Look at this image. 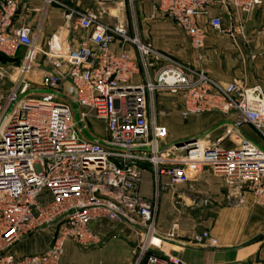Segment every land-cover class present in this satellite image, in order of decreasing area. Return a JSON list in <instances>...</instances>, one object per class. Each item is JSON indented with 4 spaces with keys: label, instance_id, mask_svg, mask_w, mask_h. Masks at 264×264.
Listing matches in <instances>:
<instances>
[{
    "label": "built area",
    "instance_id": "2783aa9c",
    "mask_svg": "<svg viewBox=\"0 0 264 264\" xmlns=\"http://www.w3.org/2000/svg\"><path fill=\"white\" fill-rule=\"evenodd\" d=\"M0 0V54L17 59L24 50L8 93L0 92V264H59L65 246L89 248L100 243L91 224L102 219L129 225L139 238L132 264H187L154 254L156 207L140 191L142 165L154 172V198L196 181L206 169L229 187V200L245 203L251 194L264 207V149L245 138L248 125L264 140V88L242 81L221 84L203 69L181 63L142 40L117 21L107 4L128 6L135 18L138 2H151L190 38L199 59L208 30L247 42V17L264 0H94L92 9L63 6L65 23L75 19L87 38L77 47L60 40L44 46L45 18L57 0ZM39 13L35 26L15 23L21 5ZM218 12L213 14V10ZM223 13L235 23L224 27ZM40 54L50 69L38 61ZM39 70V88L30 76ZM1 74V73H0ZM66 95L80 108L75 120ZM179 96L181 115L235 114L227 136L206 146L200 140L165 145L168 130L159 123V97ZM91 120L106 125L101 142L83 133ZM174 223L165 240H174ZM46 232L50 247L39 255H18L25 239ZM209 238L203 233L198 240Z\"/></svg>",
    "mask_w": 264,
    "mask_h": 264
},
{
    "label": "crops",
    "instance_id": "0c3cea01",
    "mask_svg": "<svg viewBox=\"0 0 264 264\" xmlns=\"http://www.w3.org/2000/svg\"><path fill=\"white\" fill-rule=\"evenodd\" d=\"M57 1L59 4L53 5L47 12L42 44L53 45L62 39L67 45L70 41L80 45L87 38V33L81 31L79 36H69L64 26L63 6L86 10L94 8L95 1ZM42 5V0H31L29 6L40 8ZM27 8V4L21 5L15 20L17 26L23 23L36 25L39 13L30 12L26 22L23 21ZM128 10L130 17L118 15V11H115L117 13L112 16V24L121 21L131 33H134L135 24L142 40L152 42L178 62L205 70L223 85L238 80L249 86L261 85L264 88V1L247 17V42L240 40L234 44L227 35L209 29L201 59L191 46L190 38L174 22L160 15L151 2H138L136 19ZM217 12L213 10V14ZM223 17L224 27L235 23L227 14L223 13ZM23 52L20 51L17 59L0 54L1 93H8L12 88L14 70L20 64ZM38 61L50 69L41 54ZM40 74L38 69L35 70L30 80L33 83L40 81ZM9 78L12 84L7 88ZM163 102L164 98L160 96L158 121L169 131L166 146L189 140H200L206 146L221 140L220 144L225 148L237 146L234 139L226 135L228 128L235 122V114L212 112L185 119L181 115L182 99L174 96V113L166 116V123H163L160 117L162 105L166 103ZM87 130V136L83 133L87 140L101 142L106 136V125L101 120H91ZM240 133L264 149V140L254 128L245 125ZM142 170L141 194L156 207L154 218L158 240L154 254L178 258L187 264H264V207L256 204L251 194L245 196L244 204L230 201V191L225 181L206 169L196 181L173 191L168 190L155 199L153 169L151 165L143 164ZM182 188H185L183 193L178 191ZM174 223L179 224L177 237L165 240ZM91 229L99 237L100 243L89 248L66 244L59 264H132L137 255L139 238L129 225L102 219L93 222ZM203 233H208L209 238L199 241ZM49 247L50 239L43 232L23 240L16 248V253L39 255Z\"/></svg>",
    "mask_w": 264,
    "mask_h": 264
},
{
    "label": "rangeland",
    "instance_id": "374dc122",
    "mask_svg": "<svg viewBox=\"0 0 264 264\" xmlns=\"http://www.w3.org/2000/svg\"><path fill=\"white\" fill-rule=\"evenodd\" d=\"M93 7H96L95 5L93 6ZM104 8H105V10L107 11V12H111L113 15L114 14H116L117 12H115V11H118V15H122V14H124V16H127V17H130L129 16V8H128V6H125V7H123V6H119V5H117V4H107V5H105L104 6ZM111 19H113L112 18V16H105L104 17V21L106 22V23H109V24H112V20ZM67 31H68V33H69V36H79V35H81V31H80V29H79V27L77 26V24H76V22H75V19H73V20H71L70 22H69V24L67 25ZM62 40V39H61ZM58 41H56V44L58 45ZM69 44V46H71V47H77L78 45H79V43L77 42H74V41H70V42H68ZM13 63V62H12ZM11 72V71H10ZM14 75H13V80L15 79V77H16V72L17 71H15L14 70ZM30 78H31V76H30ZM39 82L40 81H38L37 80V82H35L34 83V85L36 86V87H39ZM11 84H12V82H11V80H10V78H9V81H8V86H7V88H10V86H11ZM162 98H164V102H166L164 105H162L163 106V108L161 109V111H160V117H161V120H162V122L164 123H166V119H164V118H166V116H168V115H170V114H173L174 113V96H171V95H163L162 96ZM60 101H62V102H64V103H67L71 108H72V110H73V113H74V117H75V120H79L80 119V108H79V106L75 103V102H73L69 97H67L66 95H61V97H60ZM163 102V103H164ZM167 105H169V107L167 106ZM165 127V126H164ZM95 128H96V126H95ZM167 128V127H166ZM168 130V129H167ZM169 132V131H168ZM87 134H89V132H88V130H85L84 131V136H87ZM169 134V133H168ZM229 187L230 186H228L227 185V188L229 189ZM179 192H181V193H183L184 191H185V188L183 189H180V190H178Z\"/></svg>",
    "mask_w": 264,
    "mask_h": 264
},
{
    "label": "water",
    "instance_id": "95a60500",
    "mask_svg": "<svg viewBox=\"0 0 264 264\" xmlns=\"http://www.w3.org/2000/svg\"><path fill=\"white\" fill-rule=\"evenodd\" d=\"M192 141H194V140H189V141H187V142H179V143H177V145H178V146H182V145H184L185 143H189V142H192Z\"/></svg>",
    "mask_w": 264,
    "mask_h": 264
},
{
    "label": "bare ground",
    "instance_id": "6f19581e",
    "mask_svg": "<svg viewBox=\"0 0 264 264\" xmlns=\"http://www.w3.org/2000/svg\"><path fill=\"white\" fill-rule=\"evenodd\" d=\"M53 45H54L55 47H57V46H58L56 43H53Z\"/></svg>",
    "mask_w": 264,
    "mask_h": 264
}]
</instances>
